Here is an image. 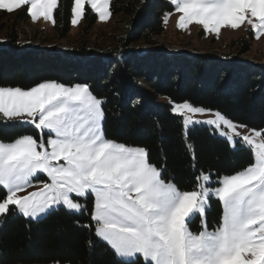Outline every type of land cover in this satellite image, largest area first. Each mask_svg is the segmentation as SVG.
I'll use <instances>...</instances> for the list:
<instances>
[{
    "label": "snow or ice",
    "instance_id": "snow-or-ice-1",
    "mask_svg": "<svg viewBox=\"0 0 264 264\" xmlns=\"http://www.w3.org/2000/svg\"><path fill=\"white\" fill-rule=\"evenodd\" d=\"M111 0H72L71 24L87 6L101 22L112 15ZM178 13L177 28L202 26L205 33L250 26L264 36V0H169ZM26 6L32 22L55 25L60 0H0V10L13 13ZM171 13H165V23ZM104 101L86 84L65 86L41 82L29 89L0 86V120L33 125L40 139L24 134L0 141V223L15 212L38 221L63 206L80 213V199L94 198L91 229L121 264H264V130L249 129L218 110L173 102L171 112L192 125H208L235 148L250 150L254 162L234 174L218 176L201 170L192 190H180L164 178V168L150 162L143 146L106 137ZM196 114L211 118L193 119ZM45 133L47 138L45 139ZM192 151V145H187ZM195 161V155L192 156ZM195 169V163H193ZM46 177L41 180L40 177ZM215 183L217 186L212 187ZM36 190L29 191V189ZM212 197L222 206L220 222L207 227ZM198 233L190 228L197 217ZM93 240L87 241L91 250Z\"/></svg>",
    "mask_w": 264,
    "mask_h": 264
},
{
    "label": "trees",
    "instance_id": "trees-1",
    "mask_svg": "<svg viewBox=\"0 0 264 264\" xmlns=\"http://www.w3.org/2000/svg\"><path fill=\"white\" fill-rule=\"evenodd\" d=\"M71 5L72 0H60L54 13V30L60 37L69 31ZM110 8L121 25L97 51L80 45L64 52H29L20 44L15 27H10L5 33L7 43L0 44V86L27 88L44 80L90 86L104 101L106 137L145 147L150 162L164 168V178L182 191L193 189L201 170L218 177L249 165L250 150L239 142L232 148L207 125L190 126L186 142L182 118L171 112L170 102L188 101L215 109L233 121L264 130V67L233 58L186 56L164 48L154 38L164 31L163 15L172 9L167 0H111ZM25 16L23 8L14 18ZM94 21L95 15L86 11L84 24L91 26ZM138 42L147 47L135 48ZM240 45L243 49L246 42ZM32 130L0 120L3 141ZM213 201L207 213L210 225L218 219V201ZM91 204L89 200L80 213L61 206L38 221L12 212L0 223V264H121L95 238L94 224L91 229L77 226L76 221L90 222ZM90 239L95 242L91 250ZM136 264H144L142 258Z\"/></svg>",
    "mask_w": 264,
    "mask_h": 264
},
{
    "label": "rangeland",
    "instance_id": "rangeland-1",
    "mask_svg": "<svg viewBox=\"0 0 264 264\" xmlns=\"http://www.w3.org/2000/svg\"><path fill=\"white\" fill-rule=\"evenodd\" d=\"M167 1L169 2V0ZM171 6L172 9L165 12V13H171V15L167 18V23H165V13L163 15L164 31L160 35L155 36L154 38L164 48L168 49L169 51L180 53L186 56L194 55L199 57V56L210 55L219 58L220 60L233 58L238 60L239 62H246L255 68L264 67V36H262L260 39H257L255 37V33L251 31L250 26L247 27L241 26V28L235 30L230 28H222L219 34L205 33L202 26L196 25L194 23L190 24L187 29H179L177 28V19L179 14L175 13L174 6L173 5ZM24 8H25L26 16L25 18H19V19L17 18L15 19L14 16L21 9L13 13H7L0 10V44L2 42L7 43L5 33L10 27H15L17 33L19 34L20 44H22L29 52L35 51V53L38 52L40 54L44 51L64 52L67 51L68 49L80 45H85L87 47L89 46L94 51H97L98 49L102 48L103 46H106L110 42L112 36L118 33V28L121 25L119 21L120 18L118 16H114L113 14L110 16L108 21L101 22L98 19L97 15L91 11L90 6H87L86 11H89L90 13H93L95 15L94 24L91 26L84 24V20H85L84 17L80 20V22L76 26H73L71 24V16H70L69 31L63 37H60L55 32L54 25L51 22L44 21L43 19L39 20L38 22H32L31 18L27 14L26 6ZM243 40L246 42V46L243 49H241L240 41ZM134 47L146 48L147 46L138 42L134 45ZM1 49H3L2 45L0 46V50ZM48 81H52V80H44L41 82H48ZM37 84H34L27 88H22V87L20 88L29 89ZM75 84L72 85L64 84V85L73 86ZM11 87H18V86H11ZM170 103L172 104L173 102ZM175 103H181V102H175ZM192 105L202 107L199 105H194V104ZM206 109H210V108H206ZM192 118L207 119L211 117L208 115L196 114ZM19 124L26 125L32 128L33 129L32 132L27 134L33 135L35 138L40 139L41 133L38 130H36L33 125H29L26 123H19ZM182 124H183V120H182ZM238 124H242V123H238ZM249 129L261 130L249 126H247V128H242L239 130L242 133L248 134ZM216 134L221 136L218 132H216ZM46 138L47 135L45 133V139ZM223 138L226 139V137ZM14 139L7 140L5 142H11ZM0 141L3 140L0 139ZM252 162H254V160H252ZM212 178L213 181H215L218 177L212 176ZM40 179L45 180L46 177L41 176ZM165 179L168 180L170 178H165ZM211 186L215 187L217 185L213 183ZM33 190H36V188L29 189V191H33ZM89 200H91L92 202L91 204V210H92L94 204V198L91 195H89L87 199H80L79 202L86 207V204ZM213 200L218 201L217 198L212 197L210 200L211 206L214 202ZM210 208L207 210V213L210 211ZM221 216H222V206L218 201L217 222L210 225L207 217V227L209 230H214L215 227L218 226ZM190 228L193 232H197V233L200 230H202L201 220L199 216H197L191 222ZM48 264H69V263L51 262Z\"/></svg>",
    "mask_w": 264,
    "mask_h": 264
}]
</instances>
